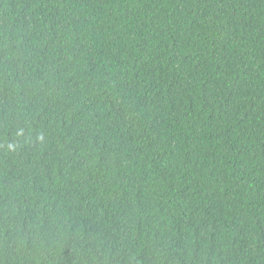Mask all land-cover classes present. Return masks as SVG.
I'll list each match as a JSON object with an SVG mask.
<instances>
[{"label": "trees", "instance_id": "16d2710c", "mask_svg": "<svg viewBox=\"0 0 264 264\" xmlns=\"http://www.w3.org/2000/svg\"><path fill=\"white\" fill-rule=\"evenodd\" d=\"M0 264H264V0H0Z\"/></svg>", "mask_w": 264, "mask_h": 264}]
</instances>
